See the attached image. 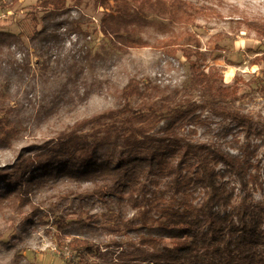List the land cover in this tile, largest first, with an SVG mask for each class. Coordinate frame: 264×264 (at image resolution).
<instances>
[{"label": "rangeland", "instance_id": "1", "mask_svg": "<svg viewBox=\"0 0 264 264\" xmlns=\"http://www.w3.org/2000/svg\"><path fill=\"white\" fill-rule=\"evenodd\" d=\"M187 1L213 7L222 17L172 22L149 12L131 35L146 46L125 52L101 32L104 3L114 7V0H69L63 13L37 8L38 0H0V264H169L149 257L172 248L175 233L193 250L172 264H252L250 257L231 256L223 246L242 236L235 232L242 203H264V62L251 64L264 54V39L244 22L264 23V0ZM189 35L205 55V70L219 67L225 84H239L238 100L225 106L251 117L247 126L204 108L206 98L192 84L183 53L169 57L159 48L170 39L186 43ZM130 84L141 94L126 99ZM126 107L133 111L123 114ZM187 107L191 115L176 129L181 142L220 149L246 170L244 186L225 165L210 161L218 185L232 196L228 208L214 209L212 223L202 215L184 222L172 217L176 180L191 187L188 204L200 208L204 203L197 158L181 162L178 155L165 156L163 170L157 161H140L134 189L123 192L117 184L120 145L130 135L125 119L141 114L136 131L161 137L172 112ZM74 133L87 143L85 150L66 151ZM115 143L119 148L111 169L89 180L78 177L89 168L83 163L87 155L106 161ZM171 167L176 174H168ZM103 186L107 196L99 198L95 192ZM84 200L91 218L84 216L82 224ZM137 200L144 204L136 207ZM146 237H156V246ZM83 238L105 256L71 249L74 239ZM258 264H264V253Z\"/></svg>", "mask_w": 264, "mask_h": 264}, {"label": "trees", "instance_id": "2", "mask_svg": "<svg viewBox=\"0 0 264 264\" xmlns=\"http://www.w3.org/2000/svg\"><path fill=\"white\" fill-rule=\"evenodd\" d=\"M20 0H13V4L19 3ZM115 6L113 7L109 2L104 3V13L101 19V32L104 37L110 40L113 44L119 46L123 51H129L131 49L143 48L146 45L138 43L136 39L131 37L133 32L137 31V28L141 27L145 23L143 15L151 12L156 15L171 19L174 21H183L191 23L195 16H208V17H222L221 13L213 7H207L198 5L187 0H114ZM69 0H38L37 8L46 11L51 10L54 13H63L68 9ZM244 22L248 28L258 34L264 39V23L257 20L244 19ZM190 41L181 43L176 39H170L159 48L164 50V53L169 57H176L179 52L183 53L186 58V62L190 64L192 84L197 87L202 96L206 98L207 106L204 108H210L218 117H225L232 119L240 123L243 127L250 124L251 117L241 115L239 112L229 110L225 105L229 102L236 101L239 98L240 86L236 82L232 85L225 84L223 70L219 67L212 66L208 70H205L207 62L205 61V55L201 51V47L196 43V39L192 35L188 36ZM193 46H196L195 48ZM264 62V54L256 56L252 59V65H259ZM137 86L128 85L124 89L123 97L126 99L133 98L140 95ZM123 114H129L133 110L126 107ZM191 108H176L167 120V127L162 131L161 137L148 136L141 131H136L135 125L137 122H142L143 117L141 114L130 115L125 119L129 128L127 131L130 135L126 136L124 142L120 146H124V149L120 153V166L117 171L119 176L117 184L119 189L123 192L127 189H134L133 184L136 183V176L138 175L139 162L148 161L150 163L158 162L159 167L163 170L166 166L164 157L168 155L180 156L181 162L197 158L198 168L203 172L198 177L199 182L205 188V200L200 208L193 206L192 203L188 204L186 201L187 189L191 188L187 185V182L176 180L175 189L176 195L174 197V209L173 214L174 222H184L187 219L202 215L207 222H214L213 211L215 208L224 207L228 208L231 205L232 196L228 194L217 183L218 174L212 167L210 161H214L215 165L223 164L228 170H230L234 176H238L240 182L246 185V170L244 165L236 158L223 152L220 149H213L202 145H195L192 143H182L177 137L176 129L180 126V122L184 121L191 115ZM109 114H103L93 119L84 120L79 123L78 126L84 127L96 120L101 121L103 118L110 117ZM178 125V126H177ZM142 135L144 139H139V135ZM69 151L85 150L87 143L83 142L76 134H72L68 140ZM158 143L159 145H156ZM113 143L108 142V145ZM71 145V146H70ZM174 146L175 149H174ZM159 147H162L159 149ZM66 148V146H65ZM113 151L110 153L106 161L100 162L96 158L95 154L87 155L83 160V163L89 166V168L83 172L77 173L81 179L89 180L91 174L97 173L99 170L111 169L113 161L116 159L118 144L113 145ZM94 165L97 168L91 169ZM168 170V169H167ZM177 173L175 167H171L168 171L169 175ZM117 187V185H116ZM118 189V187H117ZM181 189V190H180ZM190 190V189H188ZM99 198H105L107 196V187L103 186L95 192ZM184 196V197H182ZM85 205H80V213L78 222L84 223L83 217L90 215V208L87 207L89 201L84 200ZM143 201H138L136 207L143 205ZM182 210V211H181ZM236 216L238 217V225L235 226V232L242 234L240 240L234 244H227L223 246L224 251L231 252V256L235 254H245L246 258L250 257L252 264H258L259 254L264 251L261 250L260 244L264 245V232L260 230V226L264 224V203L254 202L249 205L244 202L237 210ZM61 229L65 231L66 226L61 225ZM262 243H261V242ZM145 242L156 246V237H146ZM172 248H165L162 251H156L155 254L150 255L149 258L153 262H168L172 264L178 258H181L186 251H191V242L183 239L181 234L175 233L171 238ZM260 243V244H258ZM71 249L81 250L87 253L91 257L99 258L104 257V252L97 244L88 239H74L70 243ZM218 251V250H217ZM221 253V251H218ZM248 252V253H246ZM21 260V257H19ZM233 259V258H232ZM21 262V261H19ZM32 264V263H29Z\"/></svg>", "mask_w": 264, "mask_h": 264}]
</instances>
